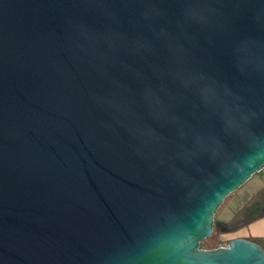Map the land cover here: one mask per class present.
Masks as SVG:
<instances>
[{
  "label": "water",
  "instance_id": "water-1",
  "mask_svg": "<svg viewBox=\"0 0 264 264\" xmlns=\"http://www.w3.org/2000/svg\"><path fill=\"white\" fill-rule=\"evenodd\" d=\"M263 168L264 0H0V264H264Z\"/></svg>",
  "mask_w": 264,
  "mask_h": 264
},
{
  "label": "trees",
  "instance_id": "trees-1",
  "mask_svg": "<svg viewBox=\"0 0 264 264\" xmlns=\"http://www.w3.org/2000/svg\"><path fill=\"white\" fill-rule=\"evenodd\" d=\"M230 195L225 198L217 210L214 216L213 233L201 242L200 247L202 249L218 248L225 243L221 239L223 235L234 234L264 218V186L256 191L229 219L223 220L219 216ZM247 239L257 243L264 249V237H249ZM229 243L230 241H228V245Z\"/></svg>",
  "mask_w": 264,
  "mask_h": 264
},
{
  "label": "rangeland",
  "instance_id": "rangeland-1",
  "mask_svg": "<svg viewBox=\"0 0 264 264\" xmlns=\"http://www.w3.org/2000/svg\"><path fill=\"white\" fill-rule=\"evenodd\" d=\"M264 186V168L257 172L249 181L242 185L239 189L233 192L226 205L220 213V218L223 220L229 219L256 191ZM258 224L254 225L257 227ZM253 227H251L252 229ZM236 235H223L222 240L225 242L221 246H228V241H231ZM220 246V247H221Z\"/></svg>",
  "mask_w": 264,
  "mask_h": 264
},
{
  "label": "crops",
  "instance_id": "crops-1",
  "mask_svg": "<svg viewBox=\"0 0 264 264\" xmlns=\"http://www.w3.org/2000/svg\"><path fill=\"white\" fill-rule=\"evenodd\" d=\"M256 224H258L257 227L254 226ZM251 227L253 228L251 229ZM231 235H236L235 237L232 236L234 238H246V239L249 237H264V218L251 224L249 227L243 228Z\"/></svg>",
  "mask_w": 264,
  "mask_h": 264
}]
</instances>
